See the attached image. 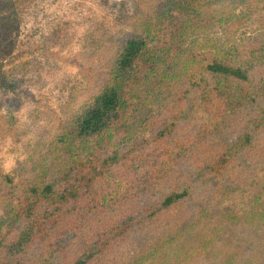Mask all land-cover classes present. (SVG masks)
<instances>
[{
  "label": "trees",
  "instance_id": "obj_1",
  "mask_svg": "<svg viewBox=\"0 0 264 264\" xmlns=\"http://www.w3.org/2000/svg\"><path fill=\"white\" fill-rule=\"evenodd\" d=\"M128 23L39 167L0 166V264H264V0Z\"/></svg>",
  "mask_w": 264,
  "mask_h": 264
},
{
  "label": "rangeland",
  "instance_id": "obj_2",
  "mask_svg": "<svg viewBox=\"0 0 264 264\" xmlns=\"http://www.w3.org/2000/svg\"><path fill=\"white\" fill-rule=\"evenodd\" d=\"M137 0H10L0 71V166L29 175L51 150L65 109L109 65Z\"/></svg>",
  "mask_w": 264,
  "mask_h": 264
}]
</instances>
